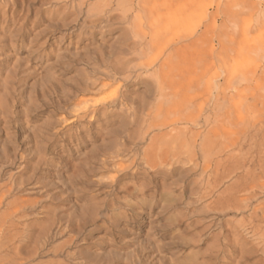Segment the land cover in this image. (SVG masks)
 I'll return each mask as SVG.
<instances>
[{"label": "rangeland", "instance_id": "rangeland-1", "mask_svg": "<svg viewBox=\"0 0 264 264\" xmlns=\"http://www.w3.org/2000/svg\"><path fill=\"white\" fill-rule=\"evenodd\" d=\"M91 2L0 0V264H264V0H134L138 10L127 20L119 7L125 0ZM98 2L104 21L91 18ZM112 24L118 29L106 34ZM133 30L140 31L135 40ZM153 39L157 50L140 57ZM119 60L144 83L113 82ZM157 74L166 77L162 95ZM95 106L113 115L109 125L76 117ZM160 113L169 115L167 127H157ZM184 126L194 152L144 182L153 171L146 155L159 160ZM203 140L222 147L200 151ZM112 162L131 170L120 196L109 194ZM72 239L79 243L68 247Z\"/></svg>", "mask_w": 264, "mask_h": 264}, {"label": "bare ground", "instance_id": "bare-ground-1", "mask_svg": "<svg viewBox=\"0 0 264 264\" xmlns=\"http://www.w3.org/2000/svg\"><path fill=\"white\" fill-rule=\"evenodd\" d=\"M104 1V0H103ZM108 1V0H107ZM111 1V0H110ZM133 1L134 0H125V2L124 3H122L121 5H119V7H120V9H121V11H122V17H123V20H127L128 18V15H129V13H133V12H136V10H138V8L137 7H134L133 5H131V3H133ZM50 2H52V1H50ZM53 2H55V1H53ZM59 2V1H58ZM64 2V1H63ZM73 2V1H72ZM76 2V1H75ZM92 2H93V0H92ZM91 2V3H92ZM87 3V2H86ZM105 3V2H104ZM53 4V3H52ZM60 4H62V3H60ZM65 4V3H64ZM70 5H71V3H69ZM69 4H67L66 3V6L68 5L69 6ZM82 5L81 6H79V7H84L85 6V0H82V3H81ZM59 5V4H58ZM57 5V6H58ZM99 5H100V3L98 2V6H97V8L96 9H94L93 10V12L92 11H90V12H92V16H91V18H95V17H97V18H95V19H97V20H101V21H104L105 20V18L104 17H99V15L100 14H102L103 12H104V10L101 8L102 7V4H101V7H99ZM67 6V7H68ZM89 6V5H88ZM93 6V5H92ZM59 7V6H58ZM108 7H110V6H108ZM147 7V6H146ZM43 8V7H42ZM76 8V7H75ZM68 9V8H67ZM72 9V8H71ZM93 9V8H92ZM60 10V9H59ZM90 10H91V8H90ZM68 11V10H67ZM48 12V11H47ZM81 12H82V10L80 11V12H70L69 14H68V18H69V16H75L76 18L77 17H79L80 16V14H81ZM85 12L86 11H84V14H85ZM107 13V12H106ZM109 13V12H108ZM180 13V12H179ZM181 13H185V12H181ZM83 14V15H84ZM121 14V13H120ZM47 15V14H46ZM82 15V16H83ZM90 15V14H89ZM88 15V16H89ZM108 16H110V15H108ZM131 16V15H130ZM171 16V15H170ZM99 17V18H98ZM106 17V16H105ZM154 17H155V13L153 12V11H151V10H149V14H148V19L151 21L150 22V27H151V29H154V27H155V23H153V21H154ZM64 19V18H63ZM77 20V19H76ZM88 20H89V18H88ZM91 20V19H90ZM83 21H84V19H83ZM86 22V21H85ZM71 23V22H70ZM88 23V22H87ZM80 24V23H79ZM102 25V24H101ZM100 25V26H101ZM64 26V25H63ZM77 26H79L78 24L76 25V27ZM84 26V25H83ZM62 27V26H61ZM66 27V26H65ZM82 27V26H81ZM63 28V27H62ZM75 28V27H74ZM106 28V31H105V33L106 34H112L115 30H117L118 28L117 27H115V25H109V26H106L105 27ZM71 29H72V27H71ZM79 29V28H78ZM82 29V28H81ZM96 28H94L93 30H95ZM102 29H103V27H102ZM58 30V33L59 32H61V29H57ZM79 31V30H78ZM85 32V31H84ZM139 35H140V31H136V30H133V38H134V40L135 39H137L138 37H139ZM151 37V36H150ZM149 38V37H148ZM55 40V39H54ZM149 43V42H148ZM149 46V45H148ZM167 48V47H166ZM130 49V48H129ZM137 49H140V47L139 48H137ZM127 50V49H126ZM153 50H157V46H156V42H155V39H153V41H152V47L148 50V49H142V50H140V57H145V58H147L149 55H151L152 53H153ZM165 51V50H164ZM120 52V51H119ZM133 52V51H132ZM139 52V51H138ZM97 53V52H96ZM135 53V52H134ZM137 53V52H136ZM162 53H163V51H160V52H158V54L159 55H157V56H155V57H152V59H151V62L148 64V68L149 69H151V67L153 66V65H157V61L159 60V58H160V56L162 55ZM91 54H93V53H91ZM118 54V53H117ZM131 54V53H130ZM96 55V54H95ZM93 56V55H92ZM102 56V55H101ZM112 56V55H111ZM83 57V56H82ZM91 57V56H90ZM114 57V56H113ZM87 58V57H86ZM88 59V58H87ZM97 59V58H96ZM99 59V58H98ZM97 59V60H98ZM88 60H91L90 58L88 59ZM96 60V61H97ZM112 60H113V58H112ZM93 61V60H92ZM86 62H87V60H86ZM141 62H143V61H141ZM77 63V62H76ZM84 63V62H83ZM87 63H89V62H87ZM156 63V64H155ZM101 66V65H100ZM153 68V67H152ZM133 69H135V66H131V65H126V62H122L121 60H119V61H117V63H116V65H113V72H114V75L117 77H120L119 79H118V77H117V79H118V81H116L117 79H115L114 77L112 78L113 79V82H117V84L119 83V84H122L121 82H123L124 84L123 85H125V86H133V85H136V84H142V83H144L143 82V80H142V78L139 76V75H135V76H132V73H131V70H133ZM134 74H135V72H133ZM137 73V72H136ZM106 74V73H105ZM104 75V74H103ZM108 75V74H107ZM113 75V74H112ZM105 77V76H104ZM107 77V76H106ZM105 77V78H106ZM112 77V76H111ZM149 77V76H148ZM153 77V76H152ZM154 80L157 82V88H156V90H158L159 91V93H160V95H162L163 94V90H164V84H166V77L165 76H163L162 74H157V75H155L154 77ZM149 79V78H148ZM216 80V79H215ZM112 81V80H111ZM108 82V81H107ZM112 82V83H113ZM153 82V81H152ZM173 82V81H172ZM96 83V82H95ZM95 83H93V84H95ZM118 84V85H119ZM152 84V83H151ZM109 85H104L103 87H105V88H107ZM120 86V85H119ZM152 86V85H151ZM122 87V86H121ZM134 87V86H133ZM120 88V87H119ZM149 88V87H148ZM166 88V87H165ZM177 89V88H176ZM153 91V90H152ZM75 92H79V91H75ZM81 92V91H80ZM79 92V93H80ZM135 92V91H134ZM150 93V92H149ZM19 98V97H18ZM118 98V97H117ZM122 99V98H121ZM157 99H159V98H157ZM157 99H155L156 101H157ZM153 100V99H152ZM176 100V99H175ZM65 101V100H64ZM71 101V100H70ZM106 101V100H105ZM131 101V100H130ZM133 101V100H132ZM131 101V102H132ZM114 102V101H113ZM167 102V101H166ZM105 103V102H104ZM147 103H148V100H146V99H143L142 100V102L139 104V107L140 108H142L143 109V107H146V105H147ZM96 104V103H95ZM95 104H93L92 106H94ZM107 104H109V103H107ZM106 104V105H107ZM111 104V103H110ZM127 104H128V102H127ZM164 104V103H163ZM87 105V104H86ZM130 105H133V102H132V104H130ZM129 105V106H130ZM135 105V104H134ZM81 106H82V104H81ZM114 106H117V105H114ZM103 107V106H102ZM111 107V106H110ZM148 107V106H147ZM129 108V107H128ZM130 108H132V107H130ZM56 109V108H55ZM59 110V109H58ZM123 110V109H122ZM140 110V109H139ZM111 111V110H110ZM143 111V110H142ZM54 112V111H53ZM114 112V111H113ZM128 112H131V110L130 111H128ZM136 108H133L132 109V112L130 113V115H133L134 117H135V115H136ZM57 114V113H56ZM141 115V114H140ZM154 115V114H153ZM113 115H111V114H107V113H102V114H100V109L99 108H97L96 106L93 108V109H89L88 107H85V108H83V111L80 113V114H77L76 115V117L77 118H84V117H89L90 118V120L91 121H94V122H100V123H102V124H108L109 125V123H110V118L112 117ZM116 116V115H115ZM118 116H120V115H118ZM75 117V116H74ZM121 117V116H120ZM130 117V116H129ZM144 118L146 117V116H143ZM154 117V116H153ZM153 117H152V119H153ZM168 117H169V115H165V114H158L156 117H155V119H154V121H157V122H159L160 120L162 121L161 122V124L159 125V126H157V127H167V123H168ZM115 118V117H114ZM143 118V119H144ZM62 119V118H61ZM131 119V118H130ZM129 119V120H130ZM15 120V119H14ZM117 120V119H116ZM131 121H133V119L131 120ZM130 121V122H131ZM137 121V120H136ZM82 122V121H81ZM80 122V123H81ZM89 122V121H88ZM113 122V121H112ZM141 122H143V121H141ZM153 122V121H152ZM74 123V122H73ZM76 123H78V122H76ZM83 123V122H82ZM127 121H125V120H122L121 121V127L122 128H125V126L127 125ZM189 123V122H188ZM72 124V123H71ZM87 124V123H86ZM138 124V123H137ZM146 124H147V122H146ZM177 124V123H176ZM190 124H192V122L190 123ZM100 125V124H99ZM115 125V124H114ZM143 125V124H142ZM154 124H152L151 123V125H149L148 127V129H150V128H153L154 129V126H153ZM174 125V124H173ZM130 126V125H129ZM144 126V125H143ZM192 126V125H191ZM137 127V126H136ZM156 127V129L157 130H159V128H157ZM185 127V126H184ZM87 128V127H86ZM129 128V127H128ZM127 128V129H128ZM192 128V127H191ZM55 129V128H54ZM81 129V128H80ZM147 129V128H146ZM100 130H101V127H100ZM143 130V129H142ZM162 130V129H161ZM174 130V129H173ZM91 131V130H90ZM144 131V130H143ZM148 131H150V130H148ZM171 131V130H170ZM174 131H176L175 133H177L175 136H173V137H175V139H174V142H164L165 144H163V147H162V149H160L159 150V152L157 153V151H156V153H157V155H158V159L159 160H156V162L153 160V158L150 156V155H146V159L144 160L145 161V164H146V166H148L149 167V169H151V170H153V171H151V172H146L147 173V175H145L144 177H143V179H144V182L145 181H147V182H151L152 183V175H155V174H158V171H157V167H159V166H163V167H167V168H171V167H173V163L175 162L176 163V161L178 162V163H182L181 161H183V160H180V156H182V155H184V154H188V152L189 151H192V152H194V149H195V143H196V141H192V137H190L189 135H190V132H191V130L188 128V127H185V128H182V129H177V130H174ZM173 131V132H174ZM121 132V131H120ZM130 132V131H129ZM139 132V131H138ZM61 132H57L56 134H55V137H58L59 136V134H60ZM81 133V132H80ZM137 133V132H136ZM143 133V132H142ZM148 133H150V132H148ZM62 134V133H61ZM60 134V135H61ZM66 134H67V132H66ZM144 134V133H143ZM192 134V133H191ZM71 135H73V134H71ZM76 135V134H75ZM130 135V134H129ZM145 135V134H144ZM171 135V134H170ZM193 135V134H192ZM53 136V135H52ZM131 136V135H130ZM142 136V135H141ZM196 136V135H195ZM62 137V136H61ZM70 137V136H69ZM76 137V136H75ZM133 137V136H132ZM148 137V136H147ZM149 137H150V135H149ZM166 137V136H165ZM36 138V137H35ZM73 138V137H72ZM137 138H138V136H137ZM169 138V137H168ZM209 138V137H208ZM47 139V138H46ZM56 139H58V138H56ZM60 139V138H59ZM149 139V138H148ZM194 139V138H193ZM202 139V138H201ZM205 139V138H204ZM125 140V139H124ZM208 140H211V139H208ZM115 141H117V140H115ZM134 141V140H133ZM139 141V140H138ZM151 141H154V139L152 140V138H151ZM163 141V140H162ZM172 141V140H171ZM199 141V140H198ZM111 142V141H110ZM120 143H121V141H119ZM127 143V142H126ZM160 143V142H159ZM198 143V142H197ZM211 143V144H210ZM132 144V143H131ZM141 144V143H140ZM162 144V143H161ZM199 144H200V146H199V150L200 151H204V152H206L207 150H211V149H215V150H217L218 148L220 149L222 146H220L221 144H219V142H218V140H214V141H211V142H209V143H207L206 141H202L201 143L199 142ZM54 145V144H53ZM130 145V144H129ZM132 145H134V144H132ZM143 145V144H142ZM113 146V145H112ZM131 146V145H130ZM139 146V145H138ZM151 146V145H150ZM48 147H50V146H48ZM121 147V146H120ZM124 147V146H123ZM135 147V146H134ZM197 147V146H196ZM106 147L105 146H102L101 145V147H99V149H97L96 150V153L94 154V156H95V158H97V159H99V155H97V153H99L100 154V152H101V150H103V149H105ZM111 148V147H110ZM112 149H113V147H112ZM138 149V148H137ZM152 149V148H151ZM154 150V149H153ZM156 150V149H155ZM107 151H109V150H107ZM197 151V150H196ZM118 153H121V151H117ZM147 152V151H146ZM152 152H154V151H152ZM198 152V151H197ZM124 153V152H123ZM126 153V152H125ZM213 153H215V152H213ZM111 154V153H110ZM109 154V155H110ZM127 154V153H126ZM129 154V153H128ZM144 154V153H143ZM193 154V153H192ZM209 154V153H208ZM207 154V155H208ZM212 154V153H211ZM108 155V156H109ZM198 155H200V154H198ZM198 155H196V156H198ZM111 156V155H110ZM117 156V155H116ZM119 156H121L120 154H119ZM141 156V155H140ZM139 156V157H140ZM190 156V155H189ZM192 156V155H191ZM190 156V157H191ZM211 156V155H210ZM232 156V155H231ZM107 157V156H106ZM138 157V158H139ZM175 157H177L176 159H175ZM187 157V156H186ZM208 157V156H207ZM206 157V158H207ZM90 158V157H89ZM102 158V157H101ZM188 158V157H187ZM186 158V159H187ZM108 159V158H107ZM114 159V158H113ZM142 159H144V158H142ZM190 159V158H189ZM105 160V159H104ZM110 160H112V159H110ZM117 160V159H116ZM115 160V161H116ZM120 160V159H119ZM135 160V159H134ZM136 160H137V158H136ZM135 160V161H136ZM193 160V159H192ZM203 160V159H202ZM213 160V159H212ZM228 160H229V158H228ZM133 161V160H132ZM139 161V160H138ZM140 161H141V159H140ZM143 161V160H142ZM102 162V161H101ZM109 162V161H108ZM120 162V161H119ZM112 163H114V162H112ZM136 163V162H135ZM140 163V162H139ZM186 163V162H185ZM185 163H184V165H185ZM121 164V163H120ZM141 164V163H140ZM201 164V163H200ZM93 165V164H92ZM112 165V164H111ZM125 165H127V162H126V164ZM132 165H133V162H132ZM183 165V164H182ZM187 165V164H186ZM193 165H195V164H193ZM206 165V164H205ZM214 165H215V163H214ZM89 166H90V164H89ZM94 166V165H93ZM97 166V165H96ZM101 166H103V165H101ZM110 166V165H109ZM114 166H115V168H113V169H116L117 168V176L115 177V178H113L112 180H111V183L110 184H108V187L111 189V191H110V193L109 194H111V195H117L118 194V190H119V186H120V184H121V182L125 179V178H128V173L129 172H131V170L127 173V168H123L122 166H123V164H121V165H118V164H116V163H114ZM141 166V165H140ZM202 166V165H201ZM104 167V166H103ZM136 167H138V165L136 166ZM135 167V168H136ZM180 167V166H179ZM184 167V166H183ZM195 167V166H194ZM209 167V166H208ZM215 167V166H214ZM106 168H108V167H106ZM141 168V167H140ZM139 168V169H140ZM145 168V167H144ZM160 168H162V167H160ZM181 168V167H180ZM186 168V167H185ZM197 168V167H196ZM210 168V167H209ZM89 169V168H88ZM133 169V168H132ZM146 169V168H145ZM198 169V168H197ZM200 169V168H199ZM142 170V169H141ZM160 170V169H159ZM177 170V169H176ZM180 170V169H179ZM188 170V169H187ZM106 171V170H105ZM137 171V170H136ZM146 171H148L147 169H146ZM167 171H169V172H167V174H172V173H174V169L172 168V169H167ZM217 171V170H216ZM219 171V170H218ZM139 172H141L142 173V171H139ZM160 172V171H159ZM226 172V171H225ZM81 173H82V175L85 177V178H87V174L83 171V170H81ZM113 173V172H112ZM219 173H221V172H219ZM115 174V173H114ZM131 174V173H130ZM143 174V173H142ZM128 175V176H127ZM136 175V174H135ZM134 175V176H135ZM137 175H138V173H137ZM174 175V174H173ZM235 175V174H234ZM133 176V177H134ZM232 176V175H231ZM84 177H82V178H84ZM101 177V176H100ZM114 177V176H113ZM132 177V176H131ZM36 178V177H35ZM112 178V177H111ZM166 178V177H165ZM170 178V177H169ZM143 179H142V181H143ZM129 180V179H128ZM139 180H141V179H139ZM155 180V179H154ZM89 181V180H88ZM132 181V180H131ZM125 182V181H124ZM127 182V181H126ZM133 182V181H132ZM141 182V181H140ZM104 183V182H103ZM131 183V182H130ZM214 183V182H213ZM86 184V183H85ZM136 184V183H135ZM146 184V183H145ZM148 184V183H147ZM209 184V183H208ZM24 184H19V185H17V188L18 189H16V190H19V189H21L22 188V186H23ZM144 185V184H143ZM153 186H154V184H152ZM31 186V185H30ZM94 186V185H93ZM101 186V185H100ZM103 186V185H102ZM139 186V185H138ZM149 186H150V184H149ZM13 187V186H12ZM92 187V186H91ZM99 187V186H98ZM134 187V186H133ZM210 187V186H209ZM188 188V187H187ZM104 189V188H103ZM106 189V188H105ZM129 189H131V188H129ZM142 189V188H141ZM140 189V190H141ZM145 189V188H144ZM143 189V190H144ZM68 190V189H67ZM154 190V189H153ZM100 191V190H99ZM129 192V191H128ZM142 192V191H141ZM25 193V192H24ZM91 193V192H90ZM250 193V192H249ZM19 194V193H18ZM165 194V193H164ZM232 194V193H231ZM9 195V194H8ZM13 195V194H12ZM103 195V194H102ZM119 195V194H118ZM117 195V196H118ZM128 195V194H127ZM144 195V194H143ZM163 195V194H162ZM166 195V194H165ZM226 195V194H225ZM116 196V197H117ZM120 196V195H119ZM4 195H0V205L2 204V200L4 199ZM123 197V196H122ZM164 197V196H163ZM55 198V197H54ZM113 198V197H112ZM157 198H159V197H157ZM235 198H236V196H235ZM19 199H21V198H19ZM115 199V198H114ZM116 199H118V198H116ZM164 199V198H163ZM166 199V198H165ZM217 199V198H216ZM232 198H230L229 200H230V202L232 201L231 200ZM96 200V199H95ZM149 200V199H148ZM157 200V199H156ZM167 200V199H166ZM93 201V200H92ZM97 201V200H96ZM107 201V200H106ZM113 201H115V200H113ZM129 201V200H128ZM157 201H160V200H157ZM162 201V200H161ZM250 201V200H249ZM112 202V201H111ZM118 202V201H117ZM151 202V201H150ZM236 202V201H235ZM91 203V202H90ZM97 203V202H96ZM149 203V202H148ZM161 203V202H160ZM214 203H215V201H214ZM237 203V202H236ZM246 203H248V202H246ZM5 204H7V203H5ZM109 204V203H108ZM154 204H155V202H154ZM21 205V204H20ZM20 205L19 204H9L8 205V210H12V209H19V207H20ZM110 205H112V203H110ZM122 205V204H121ZM249 205V204H248ZM34 206V205H33ZM106 206V205H105ZM109 206V205H108ZM131 206V205H130ZM145 206V205H144ZM155 206H157V205H155ZM212 206V205H211ZM31 207V206H30ZM96 207V206H95ZM98 208H99V205L97 206ZM109 207H111V206H109ZM116 207V206H115ZM250 207V206H249ZM4 208V207H3ZM112 208V207H111ZM134 208V207H133ZM209 208V207H208ZM211 208V207H210ZM26 209V208H25ZM107 209V208H106ZM110 208H108V210H109ZM212 209V208H211ZM232 209V208H231ZM249 209V208H248ZM228 210V209H227ZM226 210V211H227ZM241 210V209H240ZM245 210V209H244ZM111 211V210H110ZM110 211H108V212H110ZM209 211V210H208ZM232 210H230V212H231ZM237 211H239V210H237ZM236 211V212H237ZM17 212V211H16ZM21 212V211H20ZM106 212V211H105ZM132 212V211H131ZM243 212V211H242ZM104 213V212H103ZM25 214V213H24ZM98 214H100V213H98ZM102 214V213H101ZM132 214V213H131ZM223 214V213H222ZM8 215V214H7ZM19 215V214H18ZM133 215V214H132ZM218 215V214H217ZM108 216V215H107ZM27 217V216H26ZM100 217V216H99ZM126 216H124V218H125ZM130 217V216H129ZM127 218V217H126ZM25 219V218H24ZM107 219H108V217H107ZM103 220V219H102ZM122 220V219H121ZM104 221V220H103ZM116 221H118L117 219H116ZM261 221H263V220H261ZM20 222V221H19ZM61 222V221H60ZM99 222H101V221H99ZM119 222V221H118ZM117 222V223H118ZM195 222V221H194ZM202 222H204V221H202ZM103 223V222H102ZM120 223V222H119ZM104 224V223H103ZM106 224H108V223H106ZM106 224H105V226H106ZM57 225V224H56ZM74 225H75V227H76V224L74 223ZM95 225V224H94ZM111 226V225H110ZM109 226V227H110ZM118 226V224L116 225V227ZM74 227V226H73ZM112 227V226H111ZM61 228V227H60ZM59 228V229H60ZM77 228V227H76ZM99 228V227H98ZM115 228V227H114ZM13 229V228H12ZM95 229H97V227L95 226ZM61 230V229H60ZM87 230V229H86ZM115 230V229H114ZM50 231V230H49ZM85 231V230H84ZM27 232V231H26ZM61 231H59V233H60ZM93 232V231H92ZM54 233V232H53ZM53 233H51V234H53ZM57 233H58V231H57ZM72 233V232H71ZM33 234L34 233H32V236H33ZM51 234H49V235H51ZM63 234V233H62ZM84 234V233H83ZM117 234V233H116ZM48 235V236H49ZM59 235V234H58ZM55 237H56V235H54ZM87 236V235H86ZM162 236L165 238H167V237H170V231H165V232H162ZM45 237H47V236H45ZM58 237V236H57ZM50 238V237H49ZM88 238V237H87ZM20 239V238H19ZM32 239V238H31ZM51 239V238H50ZM25 240V239H24ZM42 240H43V237H42ZM47 240H49L48 239V237H47ZM86 240V239H85ZM21 241H22V239H21ZM20 241V242H21ZM27 241V240H26ZM39 242H40V240H38ZM51 241V240H50ZM207 241V240H206ZM19 242V243H20ZM31 242V241H30ZM33 242V241H32ZM77 243H79V242H77L76 240H74V239H72L71 241H70V244L68 245V247L69 246H75V245H77ZM221 243V242H220ZM13 244V243H12ZM27 244H29V242L27 243ZM47 244H48V242H47ZM65 244V243H64ZM206 244V243H205ZM204 244V245H205ZM7 245V244H6ZM5 245V246H6ZM34 245V248H36V249H34V251L36 250L37 251V249L38 248H40V246L39 247H37L35 244H33ZM127 245V244H126ZM4 246V244L2 243L1 244V246H0V248H2ZM29 246V245H28ZM64 246V245H63ZM101 246V245H100ZM25 247H27L26 245H25ZM65 247H66V245H65ZM98 247V246H97ZM106 247V246H105ZM222 247V246H221ZM67 248V247H66ZM74 248V247H73ZM224 248V247H223ZM65 249V248H64ZM22 250V249H21ZM67 250V249H66ZM65 250V251H66ZM73 250V249H72ZM146 250V249H145ZM210 250H211V248H210ZM33 251V252H34ZM35 251V252H36ZM68 251H70V250H68ZM231 251V250H230ZM64 252V251H63ZM37 253H40V252H37ZM42 253V252H41ZM40 253V254H41ZM65 253H67V252H65ZM65 253H64V257H66L65 256ZM212 253V252H211ZM10 254V253H9ZM36 254V253H35ZM35 254H34V256H35ZM39 254V255H40ZM70 254V253H69ZM77 254H78V252H77ZM221 254H222V252H221ZM1 255V254H0ZM68 255V254H67ZM79 255V254H78ZM217 255V254H216ZM18 256V255H17ZM2 257H4L5 258V254H4V256H2ZM31 257V256H30ZM37 257H38V255H37ZM36 257V258H37ZM68 257V256H67ZM69 257H71L70 255H69ZM205 257V256H204ZM213 257H214V255H213ZM193 258V257H192ZM192 258H191V261H192ZM219 258V257H218ZM29 259V258H28ZM35 258H33V260H34ZM205 259V258H204ZM2 260V259H1ZM4 260V259H3ZM23 260V259H22ZM31 260V259H30ZM29 260V261H30ZM185 261V260H184ZM211 261V260H210ZM18 262H19V260H18ZM25 262V261H24ZM95 262V261H94ZM1 263V262H0ZM2 263H3V261H2ZM52 263V262H51ZM57 263H59V261L57 262ZM66 263V262H65ZM82 263V262H81ZM180 263H182L181 261H180ZM185 263V262H184ZM184 263H182V264H184ZM198 262H196V264H197ZM201 263V262H200ZM7 264V263H6ZM20 264V263H19ZM28 264H31V263H28ZM67 264V263H66ZM80 264V263H79ZM84 264V263H83ZM132 264V263H131ZM176 264V263H175ZM199 264V263H198Z\"/></svg>", "mask_w": 264, "mask_h": 264}]
</instances>
